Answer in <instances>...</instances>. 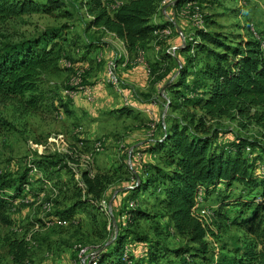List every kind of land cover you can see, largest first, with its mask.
<instances>
[{"label":"rangeland","instance_id":"1","mask_svg":"<svg viewBox=\"0 0 264 264\" xmlns=\"http://www.w3.org/2000/svg\"><path fill=\"white\" fill-rule=\"evenodd\" d=\"M35 1L43 5L49 0ZM59 1L63 6L52 13L38 12L0 19V41L28 39L50 27H63L61 34L66 38V42L60 43L64 47L61 56L41 73V99L37 107L25 113L12 104L0 106V119L8 123L0 131V174L14 179L40 156L67 155V164L74 177L62 169L59 174L57 171L51 174L58 182L72 184L77 181L81 185L80 172L89 170L91 174L103 173L109 178V184L104 201L97 202L98 209L93 217L87 210L77 211L66 221L53 216L55 211L69 206L72 193L58 194L51 182L46 183L39 195L14 202L8 214L11 222L0 223V264H83V260L85 264H95L97 249L107 245L122 228L133 231L128 245L136 258L145 252L141 241L136 239L138 236L158 241L159 246L164 245L166 249L194 247L175 232L156 199V195L161 194L159 187L153 186L130 197L132 186L128 184L150 174V164H160L158 155H142L138 150L145 141H153L162 132L160 125L164 128L173 119L187 123L192 114L198 116L202 113L195 103L183 101L181 96L174 99L170 90H166L165 83L177 75L180 60L187 57L179 49L175 53L169 51V47L178 45L179 30L188 41L193 36V21L200 16V29L225 35L231 45L237 42V34L239 39L253 40L254 36L249 33L253 35L252 28L257 34L264 31V0H199L186 1L179 6L175 5L176 0H172V4H169L171 0H160L151 21H167L163 28L165 33L155 31L151 41L134 49H128L122 40L121 43L115 42L118 37L102 27H88L87 22L93 16L86 11L83 0ZM123 1L126 0H102V3L112 13L115 5ZM259 35L264 40V36ZM207 45L213 47L211 43ZM163 48L169 55L164 58ZM140 51H143V59L138 61ZM82 54L85 55L83 58ZM148 54L152 58H148ZM111 60L116 64L112 62L121 86L106 81ZM208 60L210 56L205 52L196 55L193 64L187 67L188 74H191L187 75L188 81L196 79L194 77ZM128 64L145 75L147 86L144 89L130 88L122 78L121 70H126ZM89 87L93 96L91 100L86 99ZM71 89H74V97L68 95ZM126 89L130 90L131 97L125 94ZM180 89L178 91H185V84ZM168 100L173 102L172 106ZM139 103H149V106H131ZM208 123L220 131L224 141L238 136L264 143V128L254 119L233 113ZM141 140L145 141L139 144ZM69 157L74 158V162ZM39 175L41 177L43 173L39 172ZM217 189V194L206 196L204 193L194 215L192 206L190 208L191 217L206 232L207 256L211 258L223 245L231 247L242 238L241 229L226 222L236 217L239 208L237 204L227 203L237 197L247 200L257 197L256 191H249L238 182L229 189L220 182ZM124 205L142 209L147 217L124 226L126 214L120 213ZM13 239L26 242L24 258L15 259L7 252L6 242ZM93 253L94 259L91 260ZM127 253L125 247L124 255ZM169 256L175 260L172 253ZM195 260L202 264L200 257Z\"/></svg>","mask_w":264,"mask_h":264},{"label":"trees","instance_id":"2","mask_svg":"<svg viewBox=\"0 0 264 264\" xmlns=\"http://www.w3.org/2000/svg\"><path fill=\"white\" fill-rule=\"evenodd\" d=\"M159 1L126 0L115 5L112 13L106 10L102 0L82 2L86 11L93 16L87 22L88 27H102L114 33L128 49H134L143 47L144 43L155 37V29H163L168 24L167 21H151ZM186 1L199 0H176L175 5ZM62 6L59 0H49L43 5H38L35 0H0V19L38 12L52 13ZM62 28L50 27L37 36L20 41H0V106L12 104L25 113L37 107L41 99V73L61 56L64 47L60 43L66 42L61 34ZM259 34L264 36V31ZM239 36H235L237 42L234 45L227 43L225 35L211 34L207 29H193V36L184 44L178 36V45L181 44L179 52L187 57L180 60L177 75L165 83L166 90H170L174 99L181 96L183 101L195 103L202 113L198 116L192 114L187 123L173 119L164 128L160 125L162 132L153 141H146L144 148L138 149L142 155H158L160 164H150V174L128 184L132 186L130 197L153 186L159 187L161 194L156 195V199L175 232L194 247L166 249L164 245L159 246L158 241L138 236L136 239L141 241L145 252L136 258L128 245L133 231L122 228L107 245L97 249L95 264H160L163 259V264H198L195 260L197 257L203 260L202 264H264V143L255 138L238 136L224 141L220 131L208 123L235 113L254 119L264 128V111H259L264 110V50L256 38L244 40ZM207 43L213 47L209 48ZM165 50L163 48V58L169 56ZM200 52L209 55L210 60L201 67L194 77L196 79L188 81L191 74H188L187 67L193 64ZM84 56L81 55L82 58ZM184 84L186 90L178 91ZM168 104L172 106L173 102L168 100ZM7 126L8 123L0 119V131ZM61 156H40L14 179L4 178L0 174V223L11 222L8 214L14 202L39 195L48 182L52 183L58 194L72 193L69 206L55 211L53 216L66 221L80 210H87L92 217L95 215L97 202L104 199L109 178L98 171L91 174V171L84 170L80 172L81 185L77 181L72 184L58 182L57 177L51 174L56 171L59 174L62 169L74 177L72 168L67 164V155ZM69 158L74 162V158ZM39 172L43 176L40 177ZM220 182L224 183L226 189L238 182L247 190L256 191L257 197L251 200L237 197L227 203L237 204L239 208L236 217L226 222L234 223L241 229L242 238L231 247L223 245L216 257L211 258L207 256L206 232L191 217L190 208L192 206L194 215L195 195L199 188L204 189L206 196L217 194ZM198 184L205 185V188ZM120 213L126 214L124 226L147 217L142 209L126 208L125 205L121 206ZM125 247L128 253L124 255ZM6 248L15 259L25 257L26 242L22 240L8 241ZM169 253L175 260L171 259Z\"/></svg>","mask_w":264,"mask_h":264},{"label":"crops","instance_id":"3","mask_svg":"<svg viewBox=\"0 0 264 264\" xmlns=\"http://www.w3.org/2000/svg\"><path fill=\"white\" fill-rule=\"evenodd\" d=\"M158 22H162V21L159 20ZM117 41H119L120 43L122 42L121 39H119V38H116L115 42H117ZM142 55H143V51H140L139 52V56H138V58L136 60L141 61L143 59ZM117 56H120V54H118ZM147 56H148V58H152V56L149 55V54ZM110 62L111 61H109L108 63H110ZM112 62L114 63V61H112ZM114 65H116V64L114 63ZM122 65H126V64L122 63ZM127 66L128 67H126V70H125V68H124V70H121L122 71V78L124 79V81L127 84H129L130 88H132V87L136 88L137 87V88L144 89L147 86V84L145 82V78H146L145 75L139 69H137L135 66H130V64H128ZM119 67H120V65L118 64V68ZM147 71L150 72V70L148 68H147ZM125 94L128 97H131V93H130L129 89L125 90ZM144 105L147 107V106H149V103H144ZM144 105L141 104V103H139L137 106H134V105L131 104V106L134 107V108H142ZM134 134H133V136H134ZM136 135L138 136L139 134L137 133ZM143 141H145V140H141L138 143L141 144V143H143ZM145 146H146V141L144 142V144H142L140 146V148H144Z\"/></svg>","mask_w":264,"mask_h":264},{"label":"built area","instance_id":"4","mask_svg":"<svg viewBox=\"0 0 264 264\" xmlns=\"http://www.w3.org/2000/svg\"><path fill=\"white\" fill-rule=\"evenodd\" d=\"M169 4H172V0L169 2ZM194 29L196 28H201V18L200 16H197V21H193ZM156 31H163L161 29H155ZM179 37L181 39V43L186 41V37L183 35V33L179 30ZM181 45V44H180ZM180 45H173L171 47H169V51L175 53L176 50L179 49ZM107 78L110 79L112 82L114 83H119L120 85V81H117V79L114 77L113 75V68H112V60H111V64L109 69L107 70V74H106ZM121 86V85H120ZM121 88V87H120ZM93 98L92 96V90L91 87H89L88 89V93L86 94V99L87 100H91ZM164 125V124H163ZM202 196H204V189H202V191L200 192V201H202ZM26 198H24L23 200H25ZM102 201H104V199H102ZM212 211V209H210ZM60 224H62V222L60 221ZM115 236V235H114ZM114 236L112 238H114ZM111 240V239H110ZM93 256L91 257V260L94 259V253L92 254ZM83 264H85V261L83 260Z\"/></svg>","mask_w":264,"mask_h":264},{"label":"bare ground","instance_id":"5","mask_svg":"<svg viewBox=\"0 0 264 264\" xmlns=\"http://www.w3.org/2000/svg\"><path fill=\"white\" fill-rule=\"evenodd\" d=\"M167 31V30H166ZM251 31H252V33H253V36H254V38H256L258 41H259V43H260V48L262 49V50H264V40H262V38H261V36L259 35V34H257L256 33V31H254V29L252 28L251 29ZM164 33H165V31H164ZM167 34V33H166ZM112 68H113V75H114V77L116 78V72H115V67H114V65L112 64ZM107 81V83H114V82H112L110 79H107L106 80ZM76 82V81H75ZM74 94H75V92H74V89H71L70 90V92L68 93V95L70 96V97H74ZM202 191V187L201 188H199L198 190H197V193H196V195H195V203H196V205H198L199 203H200V192ZM195 205V206H196ZM96 257V256H95Z\"/></svg>","mask_w":264,"mask_h":264}]
</instances>
